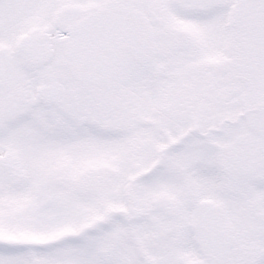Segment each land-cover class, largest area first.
I'll return each mask as SVG.
<instances>
[{
	"label": "snow or ice",
	"instance_id": "snow-or-ice-1",
	"mask_svg": "<svg viewBox=\"0 0 264 264\" xmlns=\"http://www.w3.org/2000/svg\"><path fill=\"white\" fill-rule=\"evenodd\" d=\"M0 264H264V0H0Z\"/></svg>",
	"mask_w": 264,
	"mask_h": 264
}]
</instances>
